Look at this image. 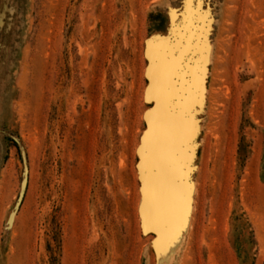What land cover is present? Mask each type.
Listing matches in <instances>:
<instances>
[{
  "label": "rangeland",
  "instance_id": "374dc122",
  "mask_svg": "<svg viewBox=\"0 0 264 264\" xmlns=\"http://www.w3.org/2000/svg\"><path fill=\"white\" fill-rule=\"evenodd\" d=\"M0 264H264V0H0Z\"/></svg>",
  "mask_w": 264,
  "mask_h": 264
},
{
  "label": "water",
  "instance_id": "95a60500",
  "mask_svg": "<svg viewBox=\"0 0 264 264\" xmlns=\"http://www.w3.org/2000/svg\"><path fill=\"white\" fill-rule=\"evenodd\" d=\"M162 109L163 110L159 112L157 116V119L161 121L155 124V126H158L154 132L155 137H152V141L155 140L154 152L156 156L159 158V161L162 160V163H164L162 154L166 153L167 147L170 148L169 145L173 144L174 146L176 143V131L181 129L184 136L186 137H189L190 131L182 118L179 119V117L177 118L171 115L169 109L166 106H164ZM177 119H179V122H181L179 127H177V123L175 122ZM167 128H169V131H166ZM167 132L171 133L168 134ZM165 177L166 178L162 182L163 194L159 197L163 208L172 213L177 212L179 209L184 210L190 200L191 191L189 183L186 180H181L183 176L179 175V173L174 170H166ZM184 177L186 178L185 175ZM177 179H180L181 184L176 182Z\"/></svg>",
  "mask_w": 264,
  "mask_h": 264
}]
</instances>
